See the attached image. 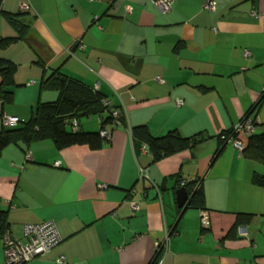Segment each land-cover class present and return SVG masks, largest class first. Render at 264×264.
<instances>
[{
	"label": "crops",
	"instance_id": "0c3cea01",
	"mask_svg": "<svg viewBox=\"0 0 264 264\" xmlns=\"http://www.w3.org/2000/svg\"><path fill=\"white\" fill-rule=\"evenodd\" d=\"M155 1H2L0 39L18 37L4 13L21 15L27 29L0 51L17 66L0 131L5 115L22 124L58 100L41 88L51 74L97 90L125 119L106 124L111 138L97 151L42 140L2 152L0 210L12 237L25 242L26 225L52 221L62 238L28 264H264V186L254 183L264 164L231 142L214 158L218 136L252 110L254 134H264V0H170L167 13ZM106 117H82L81 130L99 133ZM137 126L207 140L155 162L134 141ZM250 136L238 138L247 146ZM184 184L203 191L210 228L203 210L178 207ZM238 214L251 219L233 231Z\"/></svg>",
	"mask_w": 264,
	"mask_h": 264
},
{
	"label": "trees",
	"instance_id": "16d2710c",
	"mask_svg": "<svg viewBox=\"0 0 264 264\" xmlns=\"http://www.w3.org/2000/svg\"><path fill=\"white\" fill-rule=\"evenodd\" d=\"M2 1L0 0V10ZM4 16L16 29L18 37L1 38L0 51L22 39L27 29V26L20 20L21 15L4 13ZM16 72L17 66L14 63L0 58V100L5 104L12 103L14 100L12 88L16 87ZM41 88L58 92V100L51 103H40L32 118L27 122L19 123L14 127L5 126L0 131V157L10 145L22 143L29 146L33 142L42 140H52L59 150L72 146H87L97 151L108 141L101 136V131L105 129L106 124L116 121L125 123L123 115L114 106L105 105L104 101L107 100L97 90L90 89L76 80L63 75L51 74L43 79ZM114 111L118 112L117 118L113 115ZM254 111L252 110L246 117H250ZM103 113H107V117L102 120L99 133H86L81 130L79 120L82 117ZM75 122L77 125H74ZM253 134L242 154L250 160L264 164V134ZM132 135L134 141L149 148L155 162L185 150H192L207 140L203 134L187 138L178 131H171L162 137H154L147 126L133 127ZM232 135L233 130H230L218 136L220 148L214 158L221 154ZM254 183L264 186V176H255ZM184 187L192 196L190 208L205 210V196L200 186L196 189V186L191 187L190 184H185ZM250 219V215L238 214L233 231L240 225L249 223ZM6 232H10L8 213L0 210V238Z\"/></svg>",
	"mask_w": 264,
	"mask_h": 264
},
{
	"label": "built area",
	"instance_id": "2783aa9c",
	"mask_svg": "<svg viewBox=\"0 0 264 264\" xmlns=\"http://www.w3.org/2000/svg\"><path fill=\"white\" fill-rule=\"evenodd\" d=\"M156 6L162 13H167L171 10L170 0H159L155 1ZM24 9H28V6L23 5ZM213 8V3L211 1L207 2L205 9L211 10ZM248 55V53H246ZM160 82H163L161 78H158ZM98 85L96 86V89ZM105 105L111 106L110 102L104 101ZM114 117H118V112L114 111ZM4 125L6 127L17 126L20 121L17 117L5 115L3 118ZM77 125V122L74 123ZM255 131L254 122L250 117H245L238 123L233 129V135L229 138L228 142H231L234 147L238 149L240 154L243 153L245 144L242 140L238 138L240 134L251 135ZM101 136L106 140H110L111 132L109 130H102ZM57 167L60 163L56 164ZM185 185V184H184ZM133 210H138L137 204H132ZM201 224L203 228H210V216L209 212L203 210L201 212ZM24 236L26 241L15 240L10 232H6L1 238L4 244L6 264H28L38 258L47 256L55 249L62 241L60 232L57 225L52 222H45L42 224H31L26 225L24 228ZM163 245L157 246V251L162 248ZM65 262L64 257L57 259V263L63 264Z\"/></svg>",
	"mask_w": 264,
	"mask_h": 264
},
{
	"label": "water",
	"instance_id": "95a60500",
	"mask_svg": "<svg viewBox=\"0 0 264 264\" xmlns=\"http://www.w3.org/2000/svg\"><path fill=\"white\" fill-rule=\"evenodd\" d=\"M192 196L189 195L188 190L183 187L177 191V203L178 207L186 210L190 207Z\"/></svg>",
	"mask_w": 264,
	"mask_h": 264
}]
</instances>
